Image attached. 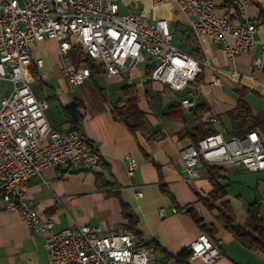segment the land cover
Wrapping results in <instances>:
<instances>
[{
    "label": "crops",
    "instance_id": "0c3cea01",
    "mask_svg": "<svg viewBox=\"0 0 264 264\" xmlns=\"http://www.w3.org/2000/svg\"><path fill=\"white\" fill-rule=\"evenodd\" d=\"M148 1L156 9L153 16L144 9L134 13L143 12L147 22H153L160 17L167 18L174 31L179 30L181 34L183 30L186 31L187 34L182 36L185 42L188 33L194 34L187 17L175 3L155 6L152 0ZM216 4L219 6V14L234 16L233 10L223 6V0H216ZM128 6L129 1L120 0L121 13H133ZM166 9L171 10V13H166ZM262 11L264 0H253L247 18L257 24L255 50L253 53L239 54L234 66L230 64L220 44L196 38L199 55L208 58L212 66L217 68L222 85L211 84L212 70L207 67L197 82L177 92V95L169 91L168 85L147 75L149 61L141 63L129 73L110 77L102 72L84 84L72 87L65 77L63 64L79 63L76 48H72L69 54L62 55L55 40L43 41L48 59L53 58L60 62L57 70L64 90L55 89L48 95L33 91L38 98L48 100L46 116L51 126L58 130L70 125L66 107L76 101L82 103L83 118L78 129L91 144L98 147L108 165L104 174L113 183L108 187L97 186L96 172L102 169L90 171L50 166L42 175L31 177L28 181L29 198L41 214L54 219L56 230L89 224L99 226L101 235L131 231L128 227L130 219L123 214L124 203L134 214V228L139 237L144 244L154 249L155 264H207L201 259L189 260V244L206 231L203 225L206 228L213 227L214 235L220 242L222 256L212 264H264V252L244 246L225 228L218 218V209L209 208L198 197V193L205 196L213 190L215 179L225 185L227 190L226 195L215 204L220 206L228 202L236 223L244 224L248 220L249 206L256 200L261 203L262 215L264 197H246L241 193H231L228 183H225L241 167L246 169L231 163H204L200 166V176L188 181L179 156L180 149L192 142L191 137L184 132H193L200 121L211 122L209 125L216 130L226 129V136H230L231 122L227 112L236 108L241 91L255 112L264 110V64L260 70L253 67L254 55L262 56L264 60V21L260 19ZM38 44L39 42H34L32 45L33 54L36 58L44 59L43 66L37 67L35 63H29L25 69L27 67L35 78L42 81L40 69L45 68L47 58L38 53ZM187 44V48L194 45L191 41ZM65 56H68V61ZM100 74L105 76L108 86L116 87L118 96L103 95L102 87L97 81ZM128 85L137 88L139 105L147 113L146 129L136 134L126 124L116 120L112 111L116 104L124 103L123 88ZM186 98L194 100L195 104L183 105L182 101ZM197 104L207 107V111L198 120L190 112ZM176 105L183 109L182 116H166L169 109ZM213 116L218 118L217 122L211 121ZM261 133L264 138V132ZM153 134H158L159 138H151ZM129 155L138 164L133 176L127 171L126 157ZM212 166L222 171L211 173ZM162 184L166 185L173 198L164 193ZM138 190L143 192L142 196L137 195ZM115 191H119V194ZM162 208L165 209V216L160 213ZM194 216L200 217L202 224ZM48 260L44 236L34 233L18 212L0 209V264H47Z\"/></svg>",
    "mask_w": 264,
    "mask_h": 264
},
{
    "label": "built area",
    "instance_id": "2783aa9c",
    "mask_svg": "<svg viewBox=\"0 0 264 264\" xmlns=\"http://www.w3.org/2000/svg\"><path fill=\"white\" fill-rule=\"evenodd\" d=\"M155 6L175 3L185 14L196 38L220 44L230 64L239 54L255 50L257 24L247 18L253 0H231L235 17L219 14L216 0H152ZM167 18L147 22L143 12L121 13L120 0H0V79L13 83L0 101V209L18 212L31 230L44 236L47 264H155L154 249L141 244L132 231L100 234V227L82 224L56 230L54 219L41 214L28 195V181L50 166L94 171L103 161L98 147L78 128L54 129L46 110L48 100L38 98L25 75V66L42 67L44 59L33 54L34 42L47 39L59 44L62 55L72 48L104 65L108 76L122 75L141 63L152 64V79L180 92L205 68H211V84L221 86L217 68L208 58L194 56L173 43ZM262 56L254 55L253 67L262 69ZM63 70L70 86L92 78L91 68L81 61L66 62ZM192 106L195 101L184 99ZM211 121L217 122L213 116ZM217 130L179 151L186 179L200 176L202 164L231 163L249 171L264 170V138L257 129L243 135ZM127 171L138 164L126 157ZM142 196L141 190L137 191ZM176 211V209H174ZM162 216L166 215L161 209ZM264 225V212L261 215ZM189 260L214 263L222 256L220 242L203 232L188 247Z\"/></svg>",
    "mask_w": 264,
    "mask_h": 264
},
{
    "label": "trees",
    "instance_id": "16d2710c",
    "mask_svg": "<svg viewBox=\"0 0 264 264\" xmlns=\"http://www.w3.org/2000/svg\"><path fill=\"white\" fill-rule=\"evenodd\" d=\"M224 7H227L230 10H233V14L235 17L236 9L233 6L231 0H223ZM217 10H219V6L217 4ZM219 12V11H218ZM232 14V15H233ZM228 15V14H226ZM230 16V15H229ZM232 17V16H231ZM260 19L264 21V11L260 14ZM179 25V24H178ZM181 27V25H180ZM187 34L185 30H183L182 36ZM193 43L190 48H187V43ZM184 50H187L188 53L194 56L203 57L199 55V47L196 44V37L194 34L188 33L187 42H185V38L182 37V43L179 46ZM79 53V62L84 61L92 70V77L97 75L98 73L105 72L104 65L101 62H97L92 58H83V52L76 48ZM152 64L147 65V75L152 79ZM206 69V68H205ZM204 69V71H205ZM204 71L199 74L196 78V82L203 76ZM125 100L124 103L116 104L113 108V116L116 120L123 122L127 125L129 130L133 133H137L138 131H142L146 129V115L147 113L141 109L139 105V93L135 86L128 85L123 88ZM239 100L235 109L227 112V116L230 118L231 122V130L230 135H243L247 131L252 129H257L260 132H264V110L260 112H255L253 108L248 104L245 99L244 93L241 91L239 93ZM82 103L79 101L73 102L66 107V114L68 115V122L70 123L67 128H79V124L83 118L82 112ZM207 111V107L202 104L195 105V107L191 108L190 112L192 116L198 120L200 119L204 113ZM183 114V109L180 105L173 106L169 109V111L165 114L166 116H174L181 117ZM211 122H202L200 121L193 132L185 131V135H189L192 139V142L197 143L201 138L217 131L212 126H210ZM158 133V132H156ZM158 135V134H157ZM152 135L151 138L157 139L159 136ZM93 145V144H92ZM155 163V162H154ZM98 169H102L101 171L96 172V181L97 186L108 187L113 185L107 176L104 174V170L108 169L107 163L103 160ZM211 173L215 171H222L217 167H210ZM213 190L210 191L205 196L198 193V197L200 200L204 202L209 208L213 209L214 207L218 209V218L223 222L225 228L231 232L244 246L252 250H260L264 252V225L262 223L261 217V203L259 200L254 201L249 206V216L248 220L244 224H238L235 222L232 207L228 202L222 203L220 206H216L215 202L224 197L227 193L226 186L220 184L215 179L213 180ZM114 187V186H113ZM162 189L164 193L172 196L170 191L166 189V185L162 184ZM116 194H119V191H115ZM173 198V196H172ZM123 214L127 218L130 219V224L128 225L129 229L138 236L140 243L144 244L143 240L139 237V233L135 230V217L131 212L130 208L126 204H122ZM196 221L202 224V219L198 216H194ZM207 233L214 242H218V239L214 235L215 229L213 227L206 228V225H203ZM147 245V244H146Z\"/></svg>",
    "mask_w": 264,
    "mask_h": 264
},
{
    "label": "rangeland",
    "instance_id": "374dc122",
    "mask_svg": "<svg viewBox=\"0 0 264 264\" xmlns=\"http://www.w3.org/2000/svg\"><path fill=\"white\" fill-rule=\"evenodd\" d=\"M128 1L130 2V6L128 7H130L133 10V13L139 11L140 9H144L146 10V13H148L149 11V13H151L152 16L155 14L156 9L149 5L148 0H127V2ZM170 11L171 10L166 9V13L169 14L171 13ZM147 16H148V19H150L149 14H147ZM173 32H174L173 43L176 46H180L182 43L181 31L179 30L174 31L173 29ZM38 47H39L38 53L43 54L44 57L47 58L46 60L47 63H46L45 68L40 69V75L42 76V81L35 78L32 72L26 67L25 75H26L27 81L30 83L34 91H39L43 95H48L52 93V91H54L55 89L64 90L59 70H57L58 66L60 67V62L58 60L57 61L54 60L53 58L48 59L43 41L39 42ZM65 60L66 61L69 60L68 56H65ZM141 67H143V65ZM51 69H54V70L50 73ZM97 81L100 87H102L103 95H106V96L107 95L108 96H118L119 95L118 90H116L115 86L113 85L108 86L106 78L103 74L99 75V77L97 78ZM13 87L14 85L11 81L0 79V101L4 96L8 95L12 91ZM170 90L171 89H169V91ZM171 92L173 93V95L179 94L172 90ZM225 183H228L229 185L228 187L231 193H237V194L241 193L243 196L245 195L246 197L252 196V195L258 196V197H264V171H247L241 167L237 172L230 175L225 180Z\"/></svg>",
    "mask_w": 264,
    "mask_h": 264
}]
</instances>
